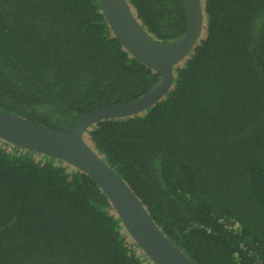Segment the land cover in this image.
Here are the masks:
<instances>
[{
  "label": "trees",
  "instance_id": "1",
  "mask_svg": "<svg viewBox=\"0 0 264 264\" xmlns=\"http://www.w3.org/2000/svg\"><path fill=\"white\" fill-rule=\"evenodd\" d=\"M128 2L156 40L185 34L183 0ZM202 7L201 39L169 94L85 139L196 264H264V0ZM160 81L98 0H0L1 110L71 132ZM0 264L153 262L90 176L0 138Z\"/></svg>",
  "mask_w": 264,
  "mask_h": 264
},
{
  "label": "water",
  "instance_id": "2",
  "mask_svg": "<svg viewBox=\"0 0 264 264\" xmlns=\"http://www.w3.org/2000/svg\"><path fill=\"white\" fill-rule=\"evenodd\" d=\"M123 47L161 76L160 83L135 101L107 105L80 118L71 132L34 124L0 109V138L16 146L54 157L90 176L110 199L125 229L153 264H196L171 242L127 182L89 145L87 130L106 119L126 118L148 111L171 91L175 67L191 55L204 28L202 0H183L185 34L174 42L153 38L142 26L128 0H98Z\"/></svg>",
  "mask_w": 264,
  "mask_h": 264
}]
</instances>
